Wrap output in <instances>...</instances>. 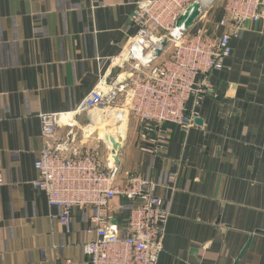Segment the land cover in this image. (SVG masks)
Here are the masks:
<instances>
[{"label": "crops", "instance_id": "1", "mask_svg": "<svg viewBox=\"0 0 264 264\" xmlns=\"http://www.w3.org/2000/svg\"><path fill=\"white\" fill-rule=\"evenodd\" d=\"M138 1L0 0V264H89L82 246L94 237V210L75 208L66 228L33 185L40 115L71 114L101 82L129 83L134 70L120 58L137 31ZM224 13L225 0H212L194 30L212 32ZM231 44L233 55L205 82L202 124L187 132L166 123L169 140L157 153L142 149L149 144L133 115L118 133L119 183L138 174L171 200L158 264H235L250 239L239 264H264V14ZM75 117L94 127L91 144L106 159L111 147L91 112ZM112 205L125 223L132 203Z\"/></svg>", "mask_w": 264, "mask_h": 264}, {"label": "built area", "instance_id": "2", "mask_svg": "<svg viewBox=\"0 0 264 264\" xmlns=\"http://www.w3.org/2000/svg\"><path fill=\"white\" fill-rule=\"evenodd\" d=\"M196 1L201 0L138 1L131 16L137 31L120 58V65L134 70L129 83L119 87L116 82L99 83L72 117L68 113L40 115L42 147L35 160L38 177L33 185L46 194L51 207L59 209L55 217L66 228L71 226L75 208L94 210L87 227L94 237L82 246L89 264H158L172 205L170 199L155 193L156 183L138 174H130L120 184L114 155L110 152L103 160L98 147L91 144L93 134L86 132L90 124L79 127L75 116L125 102L129 114L143 126L140 136L149 145L142 149L159 152L169 140L164 125L173 123L187 132L194 126L198 108L209 93L205 82L233 55L231 41L241 36L246 23L258 22L264 14L263 0H225V13L212 32L202 27L191 35L183 30L173 33ZM203 8L201 4V14ZM158 49L163 52L156 57ZM64 127L68 130L59 137ZM175 179L171 174V180ZM2 183L0 153V187ZM118 197L132 203L125 223L119 222L112 205Z\"/></svg>", "mask_w": 264, "mask_h": 264}, {"label": "bare ground", "instance_id": "3", "mask_svg": "<svg viewBox=\"0 0 264 264\" xmlns=\"http://www.w3.org/2000/svg\"><path fill=\"white\" fill-rule=\"evenodd\" d=\"M212 0H201L199 1L203 6L208 5ZM183 25V24H182ZM181 25V27H182ZM181 28L173 29V33L178 34ZM109 87V86H108ZM92 119L95 123L99 124L98 129L103 130V138L107 144L113 148L112 142L110 141L111 137H114L118 140V133L121 132L124 126L127 123L128 110L127 109H116V108H97L91 111ZM71 117V114H69ZM102 125V126H101ZM119 125V126H118ZM94 131L93 126H89L86 129L87 134H92Z\"/></svg>", "mask_w": 264, "mask_h": 264}, {"label": "water", "instance_id": "4", "mask_svg": "<svg viewBox=\"0 0 264 264\" xmlns=\"http://www.w3.org/2000/svg\"><path fill=\"white\" fill-rule=\"evenodd\" d=\"M264 1V0H263ZM201 15V3L199 1L194 2L186 11L184 15H182L177 23V26L181 28L185 32L189 31L196 23L198 18ZM183 24V25H182ZM182 25V27H181ZM168 43L167 40L163 41L162 46H166ZM163 49H158L156 51V57H159L162 54ZM195 123L197 124H202L203 119L200 117L195 118ZM119 126V125H118ZM110 141L112 142L113 148H112V154L114 155L115 162L118 166H120V158H119V153L122 148V137L119 136L118 140H116L114 137L110 138ZM107 143V142H106ZM251 243V239L249 240L248 244L246 247L242 250L240 253L238 259L235 261V264H239L240 259L243 257L245 254V251L249 247Z\"/></svg>", "mask_w": 264, "mask_h": 264}, {"label": "rangeland", "instance_id": "5", "mask_svg": "<svg viewBox=\"0 0 264 264\" xmlns=\"http://www.w3.org/2000/svg\"><path fill=\"white\" fill-rule=\"evenodd\" d=\"M211 3V2H210ZM210 3L208 4V5H206V6H203L204 8H203V10L207 7L208 8V6H210ZM213 3V2H212ZM194 29H195V26H193L190 30H189V33H188V35H191L193 32H194ZM108 108H116V109H126L127 107H126V105H125V102L124 103H120L119 104V106H116L115 104H110L109 105V107ZM129 111H128V117H129ZM96 124V123H95ZM99 125V124H98ZM98 136H100V135H98ZM101 137V136H100Z\"/></svg>", "mask_w": 264, "mask_h": 264}]
</instances>
